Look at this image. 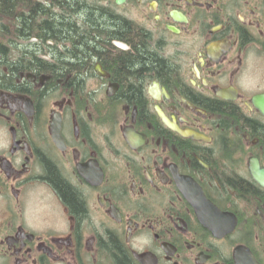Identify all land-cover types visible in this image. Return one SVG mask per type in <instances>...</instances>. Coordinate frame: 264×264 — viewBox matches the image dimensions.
<instances>
[{
  "label": "flooded vegetation",
  "instance_id": "1",
  "mask_svg": "<svg viewBox=\"0 0 264 264\" xmlns=\"http://www.w3.org/2000/svg\"><path fill=\"white\" fill-rule=\"evenodd\" d=\"M0 264H264V0H0Z\"/></svg>",
  "mask_w": 264,
  "mask_h": 264
},
{
  "label": "trees",
  "instance_id": "2",
  "mask_svg": "<svg viewBox=\"0 0 264 264\" xmlns=\"http://www.w3.org/2000/svg\"><path fill=\"white\" fill-rule=\"evenodd\" d=\"M79 24L80 23L76 19L72 20L68 18L64 22L60 21L58 16H52L49 28L46 30L41 27L40 29L41 33H45V36L48 37L52 43V53L55 56L54 62L56 64H61V66L59 65L61 67V71H74V65L79 61L78 55L80 56L83 54L82 60H85L86 58V60H89L92 57L91 38L93 30H99V32H103V34H108L111 31L118 34L126 32L124 25L116 21L97 22L88 20L87 22H84V26ZM126 34L128 36V33ZM59 48H61V50H59ZM62 52L63 55L60 54ZM70 62H72V64H69ZM146 64L154 65L155 63L152 59H147ZM124 68L125 71H130L132 66L128 63L124 66Z\"/></svg>",
  "mask_w": 264,
  "mask_h": 264
},
{
  "label": "water",
  "instance_id": "3",
  "mask_svg": "<svg viewBox=\"0 0 264 264\" xmlns=\"http://www.w3.org/2000/svg\"><path fill=\"white\" fill-rule=\"evenodd\" d=\"M161 118H162L163 122H164L167 126H169L170 128L172 127V126L168 123V121H167V119H166L165 117L161 116Z\"/></svg>",
  "mask_w": 264,
  "mask_h": 264
},
{
  "label": "bare ground",
  "instance_id": "4",
  "mask_svg": "<svg viewBox=\"0 0 264 264\" xmlns=\"http://www.w3.org/2000/svg\"><path fill=\"white\" fill-rule=\"evenodd\" d=\"M72 4V3H71Z\"/></svg>",
  "mask_w": 264,
  "mask_h": 264
}]
</instances>
